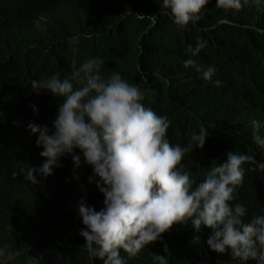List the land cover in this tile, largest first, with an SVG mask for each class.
Returning a JSON list of instances; mask_svg holds the SVG:
<instances>
[{"label": "trees", "instance_id": "16d2710c", "mask_svg": "<svg viewBox=\"0 0 264 264\" xmlns=\"http://www.w3.org/2000/svg\"><path fill=\"white\" fill-rule=\"evenodd\" d=\"M73 37L78 41L70 43ZM199 40L206 47L193 57L188 47L195 48ZM93 58L103 60L105 78L117 72L139 84L144 106L171 122L166 139L172 145L185 146L201 127L208 130L203 148L182 160L193 188L211 167L225 163L229 152L264 163V147L254 142L252 127L259 121L257 134L264 138V0L260 5L248 0L239 11L217 8L210 0L201 19L184 29L173 23L162 0H0V249L7 246L11 253L0 264H103L87 253L79 234L85 226L78 202L83 199L96 211L103 207L95 181L89 183L93 169L77 149L81 164L75 173L71 156L69 164L62 156L52 175L43 179L37 174L39 183L32 184L25 166L42 165L38 134L31 143L14 126L31 106V99L23 96L27 105L21 101L19 87L25 80L65 76L72 73L73 59L83 64ZM187 59L202 70L214 67L212 80L185 68ZM37 105L43 111L44 102ZM242 167L243 183L231 203L243 204V220L250 222L264 216V169ZM42 188L35 214V189ZM211 234L208 228L194 233L189 220L174 224L137 256L129 258L123 250L120 255L125 264H156L153 254L165 256L168 264H242L230 250L212 252L207 246Z\"/></svg>", "mask_w": 264, "mask_h": 264}, {"label": "clouds", "instance_id": "9594fccd", "mask_svg": "<svg viewBox=\"0 0 264 264\" xmlns=\"http://www.w3.org/2000/svg\"><path fill=\"white\" fill-rule=\"evenodd\" d=\"M209 2L162 0V5L170 11L173 23L184 29L201 19ZM252 2L260 5L262 0ZM243 3L216 0V7L239 11ZM152 20L155 23L156 18ZM77 41L78 37H73L70 43ZM204 47L206 43L199 40L188 50L195 57ZM103 63L93 58L80 64L73 59L71 74L27 79L20 85L22 104L27 105L26 100L31 99V106L29 112H21L14 126L18 133L22 129L31 143L32 135L38 134L36 147L42 148L39 155L43 159L38 168L25 166V178L38 184L36 175L43 179L52 175V169L61 166L62 156L68 164L71 156L75 173L81 156L74 150L82 153L84 162L93 169L89 183L95 181L104 200L99 211L83 199L78 202V214L85 226L79 234L86 241L87 253L103 264H125L121 250L129 258L135 257L174 224H188L189 220L196 234L202 228L212 230L207 240L212 252L224 254L230 250L242 264H264V216L245 222V206L231 203L243 183L242 165L251 164V170H256L264 169V163L257 165L253 155L229 152L226 162L211 167L203 182L193 188L194 181L182 160L194 148H203L208 130L201 127L185 146L172 145L166 139L171 123L168 117L144 106L139 84L129 83L117 72L105 78L101 74ZM184 66L202 72L206 82L216 73L212 66L200 69L194 59L185 60ZM215 84L219 86L220 81ZM40 101L45 104L43 111L37 105ZM252 127L254 142L264 147V138L257 134L260 122L253 121ZM43 191L35 189V214L40 212ZM10 255L7 246L0 249V258ZM153 259L156 264H168L165 256L153 254Z\"/></svg>", "mask_w": 264, "mask_h": 264}, {"label": "rangeland", "instance_id": "374dc122", "mask_svg": "<svg viewBox=\"0 0 264 264\" xmlns=\"http://www.w3.org/2000/svg\"><path fill=\"white\" fill-rule=\"evenodd\" d=\"M79 68H81V66Z\"/></svg>", "mask_w": 264, "mask_h": 264}]
</instances>
